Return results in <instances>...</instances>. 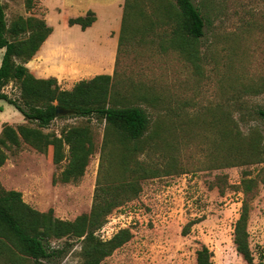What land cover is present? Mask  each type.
Instances as JSON below:
<instances>
[{"label":"rangeland","instance_id":"rangeland-1","mask_svg":"<svg viewBox=\"0 0 264 264\" xmlns=\"http://www.w3.org/2000/svg\"><path fill=\"white\" fill-rule=\"evenodd\" d=\"M41 1L27 9L25 0H1L8 24L18 17L42 18L55 32L50 44L69 47L70 64L57 77L60 88H72L95 73L110 74L111 104L143 108L151 125L143 149L129 153L114 135L103 147L106 123L96 116L57 117L44 132L60 136L71 126L91 127L95 150L84 174L76 182H61L67 159L55 165L51 147L37 151L21 141L5 149L12 161L8 185H17L23 201L33 208L53 209L55 217L73 220L90 211L100 166L105 168V183L111 176H129L121 164L128 154L129 168L139 162L158 173L135 174L137 184L95 231L102 240L124 228L132 234L101 264H196L201 244L212 251L214 264H246L233 243L243 198L239 185L243 171L260 180L263 164L227 165V149L218 137L232 122L246 132L258 123L255 110L264 109V0H193L205 21L203 36L195 41L177 33L175 0H127V28L112 58L106 51L111 42L106 33L114 30L119 38L126 0ZM89 10L97 16L93 29L68 26L69 17ZM2 54L0 50V63ZM84 62L100 69L82 73L76 67ZM51 63L38 55L29 63L30 72L50 69ZM4 91L12 97L19 94L14 82ZM0 107V126L21 121L14 106L0 100ZM154 141L156 153L148 152L147 144ZM246 230L254 261L264 264L259 259L264 252V181L258 182L249 201ZM51 245L65 252L47 264H81L80 241L52 239ZM0 264L34 263L0 238Z\"/></svg>","mask_w":264,"mask_h":264},{"label":"trees","instance_id":"trees-1","mask_svg":"<svg viewBox=\"0 0 264 264\" xmlns=\"http://www.w3.org/2000/svg\"><path fill=\"white\" fill-rule=\"evenodd\" d=\"M34 1L25 0L26 8L32 9ZM173 13L178 34L191 41L203 36L205 21L193 0H175ZM129 16L126 0L117 50L122 45L121 34L126 31ZM95 20V13L89 10L84 16L69 17L67 24H77L85 30ZM51 33L52 27L42 18L18 17L8 24L0 0V49H3L0 63V100L14 106L25 120L35 125L20 124L14 127L3 124L0 131V168L7 159L5 149L10 145L17 147L22 141L37 151L51 147L52 162L55 165L67 159V165L60 172V181L76 182L84 174L95 150L91 127L88 124L71 126L63 129L60 136L44 132L43 129H47L54 119L65 116H96L106 123L103 147L111 142L110 136L114 135L117 143L129 153L143 149L142 144L147 143L151 120L147 112L139 106L111 104L110 74H97L90 79L80 80L71 89L60 88L55 77H35L26 63L34 57ZM9 82L16 84L19 93L17 97L4 91ZM255 113L257 124L249 125L247 131L243 132L237 122H232L233 125L228 123V127L224 126L219 132L218 143L226 146L227 165L263 164L260 172L264 174V109L258 108ZM147 145L148 152L158 149L157 141ZM127 161L128 154L121 160V164L124 172H130L129 176H111L106 183L103 179L105 168L100 166L90 211L76 216L73 220L55 217L53 209L39 211L33 208L23 201L20 191L4 189L0 183V238L13 244L34 264H47L48 260L60 257L65 252L64 248H54L51 245L52 239H76L81 242V264H101L104 258L125 244L132 234L129 229L124 228L111 238L102 240L95 235V231L106 223L111 211L121 205L129 188L137 184L135 174L149 172V176H154L158 173L152 165L144 167L139 162H134L129 168ZM263 181L264 176L257 180L249 177L246 171L242 172L239 185L243 194L242 206L234 225L233 243L236 252L243 257L246 264H261L254 261L250 250L246 222L249 201L257 190L258 182ZM192 223L186 225L184 234ZM212 257V251L204 244L196 250V264H214ZM259 257L260 260L264 259V252Z\"/></svg>","mask_w":264,"mask_h":264},{"label":"crops","instance_id":"crops-1","mask_svg":"<svg viewBox=\"0 0 264 264\" xmlns=\"http://www.w3.org/2000/svg\"><path fill=\"white\" fill-rule=\"evenodd\" d=\"M39 2H40V4H43V2L41 0H39ZM96 22H97V16H96V20L92 23V25L90 27L86 28L85 31H90L91 29H93L96 25ZM72 28H74V29L80 28L81 29V27L77 24L72 25ZM54 33H55L54 29L52 28V33L46 38V40L43 42V44L40 46V48L38 49V51L36 52V54L32 58V60H33V59H35V57L37 58V56L40 55L41 58L44 59L46 62L48 60H52L53 63H51V64L54 65L50 69L40 70L37 73L33 72V75L37 78L47 79L49 77H55L56 79H58L57 77L60 73L65 74L63 67L66 65V63L70 64V62H69L70 57L68 56L69 47L63 46V45L60 47L59 45L50 44V42L53 39ZM106 35L111 39L110 44L107 45L108 47L106 48L107 49L106 51L110 52V57L111 56L113 57L114 52L116 53L117 48H118V35H116L114 30H109V29H108ZM0 50H2V53H3V49H0ZM105 54H106V56L108 55L107 52H105ZM32 60H30L26 63V66L28 67V69H29V63ZM39 61H41V59ZM110 65H111V63L109 64V66ZM79 66L80 67H76V68L79 69L80 72H82V73H94L100 69L97 67H93L92 63L91 64H86L85 62L79 63ZM29 71H30V69H29ZM102 74H104V73H102ZM95 75H97V74L95 73ZM59 82H60V80H59ZM68 89H71V88H68ZM0 108H3V107H0ZM18 117L21 121L19 123L11 124L12 126L16 127L20 124H28L29 123L27 120L24 119L22 114L21 115L18 114ZM6 123H8V122H6ZM1 128H2V126H0V131H1ZM10 162H12L10 160V157H7L4 165L0 168V183L5 188H6V186H9L8 184H11V181L9 180V177L11 176L10 175L11 169H9V167H8ZM12 165H14V167H16L15 163H13ZM16 186H9V188H10L9 190H15V189L17 191L20 190V188L16 187ZM12 188H14V189H12ZM6 189H8V188H6Z\"/></svg>","mask_w":264,"mask_h":264}]
</instances>
